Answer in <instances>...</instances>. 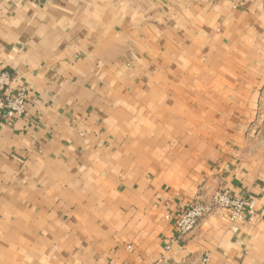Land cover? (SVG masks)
<instances>
[{
	"label": "crops",
	"instance_id": "1",
	"mask_svg": "<svg viewBox=\"0 0 264 264\" xmlns=\"http://www.w3.org/2000/svg\"><path fill=\"white\" fill-rule=\"evenodd\" d=\"M1 73L0 264H264V0H0Z\"/></svg>",
	"mask_w": 264,
	"mask_h": 264
},
{
	"label": "built area",
	"instance_id": "2",
	"mask_svg": "<svg viewBox=\"0 0 264 264\" xmlns=\"http://www.w3.org/2000/svg\"><path fill=\"white\" fill-rule=\"evenodd\" d=\"M35 5L42 4L43 0H28ZM12 78L7 73L0 74V111L6 119L14 116L27 117L29 93L26 89L12 88ZM223 210L233 228L238 223H252L257 217L256 201L252 198H234L224 191H216L210 198L200 195L177 216V234L186 237L194 231L200 223L215 211ZM169 219V217H167Z\"/></svg>",
	"mask_w": 264,
	"mask_h": 264
}]
</instances>
